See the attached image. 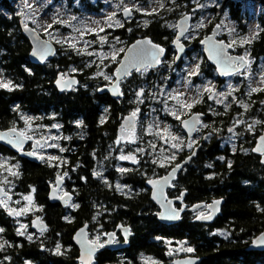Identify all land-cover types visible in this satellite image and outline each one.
I'll list each match as a JSON object with an SVG mask.
<instances>
[{"label": "trees", "instance_id": "trees-1", "mask_svg": "<svg viewBox=\"0 0 264 264\" xmlns=\"http://www.w3.org/2000/svg\"><path fill=\"white\" fill-rule=\"evenodd\" d=\"M81 2L84 4V0ZM191 2L166 0L165 7L142 16L138 22L127 21L123 27L111 29L113 33L110 36L126 38V46L141 36H149L153 41L168 46L173 36L171 23L181 12L191 11ZM0 8L3 10L0 13V68L12 83L10 88H0V127L17 125V114L22 111L40 117L44 122L58 121L62 131L69 134L66 143L63 142L66 145L63 155L69 166L76 165L75 171H70L77 206L69 211L68 219H61L67 209L49 203L45 196L46 182L53 176V168L46 163L19 158L0 145V154L15 157L19 162L18 174L14 178L16 189L22 192L34 189L38 203L45 206L49 226L41 239H71L74 229L85 222L89 224L91 235H101L121 222L128 224L132 232L128 255L118 257L122 264H141L136 256L139 250L150 253L159 260L158 263H165L168 256L160 245L162 241H149L156 236L185 239L201 257L197 264H256L258 260L264 263V255L260 258L259 253L246 250L250 240L264 229V166L256 155L247 153L238 145L241 137L237 138L238 146L231 150L228 145H220L215 133L210 134L219 124V130L225 131L230 116L235 113L233 105L228 110H217L214 116L206 113L203 122L208 121V128L202 130L209 136L202 141L196 157L178 174L176 186L168 190L170 197L186 190L185 201L189 205L223 197L220 213L213 222L204 223L194 220L197 210H187L179 222L162 224L156 219L157 207L149 199L146 188V191H132L125 195L118 193L114 186L93 179L90 173L96 164H102L110 169L109 180L117 178L135 190L144 188L146 178L161 175L186 154L184 148L169 165L157 168L152 167L148 158L141 156L136 164H130L127 171H112L113 166L107 155L109 147L121 129L123 115L135 107L128 99L131 95L126 86L132 84V88L144 79L134 71L125 79L123 96L119 99L111 98L106 93L99 94L97 87L107 81H99L100 77L93 67H82L83 56L72 48H63L56 43L58 48L50 62L33 65L27 58L30 45L21 34L20 21L11 0H0ZM84 8L89 11L94 9L90 3L85 4ZM227 9L240 29L242 21L251 15L250 9L241 1H229ZM255 19L259 32L245 48L250 56L259 57L264 55L263 8L258 9ZM242 29L243 32L244 27ZM209 30L210 27L202 28L200 33ZM199 40L200 37H195L191 45L198 47ZM68 66L82 69L79 73H71L78 76L80 84L69 92L59 93L53 86V80L59 71ZM112 69L113 66L108 68L110 71ZM203 69L207 76H211L212 67L204 59ZM216 79L220 81L217 76ZM247 101V118L259 115L258 110L264 115V89L251 93ZM205 106L197 104L193 109L204 111ZM247 141L246 144L252 145ZM0 228L3 229L0 238L6 243L0 257H6L5 264H22L25 258L35 257L37 251L33 244L17 234L1 207ZM114 258L113 253L105 251V254L99 255L97 263Z\"/></svg>", "mask_w": 264, "mask_h": 264}, {"label": "rangeland", "instance_id": "rangeland-1", "mask_svg": "<svg viewBox=\"0 0 264 264\" xmlns=\"http://www.w3.org/2000/svg\"><path fill=\"white\" fill-rule=\"evenodd\" d=\"M229 1L231 0H192L191 11L189 12L191 14V24L182 38L186 51L180 61L177 64L174 63L175 51L170 47V44L165 45L167 50L161 65L156 68H143L137 73L144 80L132 88H130L132 84L126 86L128 94L131 95V98L128 99L135 106L131 111L138 112V120L134 130L129 131L121 128L111 142L107 155L113 166L112 171L117 172L121 168L131 167L130 164H134L132 158H135L136 164L141 156L148 158L154 168L169 165L175 160L178 153L186 147L185 135L180 128V120L194 111L193 107L197 104L206 105L204 112L212 116L217 114V110L224 111L232 105L234 106L235 113L230 116L225 131L221 132L219 130L221 128V124H219L215 132H209L210 134H216L221 146L228 145L231 150H234L237 147L236 140L240 135L244 139L241 145L242 149L246 151L247 147L245 146L248 144L245 142L247 139V143L252 142V139L248 137L255 132L257 134V129L261 130V126L264 124V115L262 116L261 111H257L258 114L260 113L259 115L249 118L245 113L249 109L247 100L251 93L264 89V55L259 57L250 56L249 50L245 47L259 32V24L255 18L258 9L261 7L264 10V6L255 0H234L243 2L251 11V15L242 21V27H244L242 32V27L241 29L238 28L237 23L228 13L227 3ZM87 3H90L91 7L94 8L92 11L84 8ZM165 3L166 0H84V4L81 0H11L19 21L31 25L44 38L54 44H59L63 48L66 46L72 48L77 54L79 52L78 55L83 56L82 67L91 66L97 71L96 74L103 73L99 75L100 79L99 77L98 79L99 81H107V83L112 80V70H114L126 47V38L117 40V37L111 38L110 36L113 33L111 29L116 28L114 21L119 20L121 24L127 21L138 22L142 16L155 13L165 7ZM124 8L133 9L130 17H122L121 12ZM136 9H140V11H136ZM1 12L3 13V10L0 8ZM113 13H115L114 17ZM183 13H187V11L181 12L179 16ZM109 17H113V20L109 21ZM210 21L212 22L210 23ZM109 23H113V27L109 28ZM215 24L220 26L218 38L223 39L232 46L231 52L243 55L249 60V64L243 70L235 75L220 79V81L216 79L217 74L213 66H211V76H207L205 70H202L203 59L205 61L206 59L201 45L198 47L191 45L195 37L201 38L206 35V32L200 33L202 28L210 27L211 29ZM50 25L51 27H49ZM171 25L174 36L175 20ZM198 25L200 26L198 27ZM100 28H104L105 31L100 32ZM102 36L105 37L103 42L100 39ZM72 44L75 45L74 48L71 47ZM89 52L92 53L91 56L87 54ZM113 54H115V59L112 58ZM110 66H113L111 71L108 70ZM81 71L82 69L77 70L73 66H68L67 69L61 72L66 76ZM105 75L109 77L107 80L104 78ZM9 81L8 76L0 68V83L6 84ZM124 82L125 79L121 81L122 87ZM206 89H211V91H206ZM253 89H256V91H253ZM229 92H231V95H227ZM137 93H139V96ZM221 93L225 95H221ZM209 96L212 98L209 99ZM189 104L192 105L191 108L187 106ZM17 115V125L12 127L18 129L24 135L36 136L38 139L46 136L45 143L36 151L40 156V161L53 168V176L47 180L46 186L49 182L55 185L53 182L55 174L58 177L64 175L69 181L66 192L69 191L74 194L75 186L72 184V171L70 170H73L76 165L69 166L66 162V156L63 155L66 149L63 142L66 143L69 134L62 131L61 124L58 121L44 122L42 118L25 111L19 112ZM53 125H56V127H53ZM231 126H235L236 130L230 132ZM203 128H208V121L202 123L190 143L194 145L205 134V139L208 138L209 135L202 130ZM172 137L177 139H172ZM173 144H178L179 147L173 148ZM52 145H55V147ZM61 149H64V151H61ZM121 156H127L129 159L121 160ZM49 157H56L57 159L50 160ZM18 168L19 162L15 157L0 154V184L13 193V199L11 201L3 199L0 207L5 213L13 210V208L16 209V212L24 209L23 214L16 215L12 219L9 218L10 223L14 225L17 234L23 233L19 236L27 241H29V236L32 239H39L35 231L30 228L29 221H26V218L40 212L42 205L36 200L34 189L28 192L16 189L14 178L18 174ZM109 170L102 164H96L90 170V173L92 177L95 175L93 179L114 186L118 193L127 195L132 191H146L142 187L134 190V188L124 184L117 178L109 180ZM97 173L98 175H96ZM63 191L65 192V187L60 190L61 193ZM25 197H31V199L26 200ZM76 206L77 203L73 198L66 207L67 212L63 219H68L69 211ZM152 239L154 242L162 239V242L167 245L168 255L171 256L189 253L184 249L192 248L183 241H174L158 236ZM5 244L4 239H1L0 253H4ZM5 259L4 256L0 257V264H5ZM142 260L148 264L154 262V259L148 256L143 257ZM115 264H122V262L118 261Z\"/></svg>", "mask_w": 264, "mask_h": 264}, {"label": "water", "instance_id": "water-1", "mask_svg": "<svg viewBox=\"0 0 264 264\" xmlns=\"http://www.w3.org/2000/svg\"><path fill=\"white\" fill-rule=\"evenodd\" d=\"M260 5L264 6V0H255ZM121 15L123 18H127L122 10ZM191 24V14L189 12L183 13L175 20V33L170 42V47L175 51L174 63L177 64L182 55L186 51V46L182 42V38L189 30ZM220 26L215 24L211 27L210 31L206 35L202 36L199 40V45L202 47L203 55L206 61L214 67L217 77L224 79L227 76L234 75L243 70L248 64L249 60L243 55L232 53V46L221 38H218ZM21 34L27 39L30 48L27 54L29 63L33 65H43L48 60L54 58L56 54L55 44L44 38L34 27L29 24H25L20 21ZM150 41L151 43H145ZM139 42V43H138ZM152 45L157 46L153 48ZM158 48L165 49L162 55L153 57L150 52H156ZM166 47L158 42L153 41L149 36H141L135 38L133 41L127 44L124 48L118 63L115 65L112 72V80L106 84H101L97 87L96 92L99 94L106 93L111 98L119 99L123 96L121 81L125 78H129L134 71L138 72L143 68H156L161 65L163 57L166 55ZM43 54V58H41ZM228 57L232 60L229 61ZM244 57L241 61L239 58ZM159 61V63H157ZM60 81L61 83H58ZM74 81V83H73ZM66 82V83H65ZM79 85V78L75 74H69L64 76L59 71L54 80L53 86L59 92H69L72 88ZM136 113L133 116V113ZM204 113L201 111H192L190 114L180 120V128L185 135L186 148L189 149L188 144L192 137L198 131L202 125ZM138 120V112L130 111L123 115L120 126L124 130H134L136 128V122ZM264 125L260 134L256 137L255 143L252 147V152L260 155V163L264 166ZM46 141V136L37 139L30 135H24L18 129L14 127L1 128L0 127V145L14 152L18 157L24 158L28 161L35 163L40 162V156L36 153L40 146ZM31 143L29 149H25L26 145ZM200 143L196 144L191 152L184 156L180 161L171 165L162 175L156 177H148L144 180V187L149 191V199L157 207L156 219L166 225H172L180 221L181 215L185 210L192 211L202 206H206L208 213L203 214L205 216L211 214V220L197 219V215L194 217L195 221L204 223H211L220 213L221 207L224 203L223 197L212 198L209 202L199 201L187 206L184 202V196L186 190H182L176 197H170L167 194V190L172 187V183L177 179L178 174L187 166L193 158H195ZM34 153V155H29ZM179 166V167H178ZM174 169L176 170L174 172ZM95 176V175H94ZM93 176V177H94ZM63 183L62 177L55 178V185L50 184L47 191V200L50 203L59 202L61 206L65 207L69 204L73 195L66 193L62 196L58 195V191ZM10 197V194L5 190L4 186L0 184V202L3 197ZM215 201H220L219 205H215ZM169 202H171L169 204ZM172 209L176 210L178 218H167ZM10 212H15L11 210ZM10 212L8 214L11 215ZM164 214L162 217L161 214ZM31 229L35 232L45 230L47 225L44 221L40 220L39 216L34 217L31 220ZM127 230V231H125ZM119 232L124 239L123 242L113 243L112 239L115 238L116 233ZM132 232L130 226L124 223H117L113 230L106 233V242L104 246L106 248L121 249L128 245V239L131 237ZM72 242L78 248L80 264H91L94 261V254L99 250L101 245L97 241H91L88 235V223L85 222L82 225L77 226L71 235ZM246 250L264 252V229L257 233L247 244ZM201 260V257L194 255H183L172 259L169 264H197Z\"/></svg>", "mask_w": 264, "mask_h": 264}, {"label": "flooded vegetation", "instance_id": "flooded-vegetation-1", "mask_svg": "<svg viewBox=\"0 0 264 264\" xmlns=\"http://www.w3.org/2000/svg\"><path fill=\"white\" fill-rule=\"evenodd\" d=\"M235 75V74H234ZM232 76V75H231ZM194 111H201V112H203L204 113V117L206 116V113L203 111V110H194ZM204 117H203V119H204ZM203 121V120H202ZM264 125V124H263ZM263 125L261 126V130H262V127H263ZM12 127V126H11ZM230 129L231 130H236L235 129V126H231L230 127ZM261 130H258L257 129V131H258V133L256 134V132L255 133H253V135H251L250 136V138L253 140V142H252V145H248V146H245V147H247V149H246V151H247V153H252V154H254V155H256L257 156V159H258V161L260 162V155H258V154H256V153H253L252 152V147H253V145H254V143H255V139H256V137L260 134V132H261ZM30 136H32V135H30ZM33 137H35V138H37L38 139V137H36V136H33ZM205 137H206V134L205 135H203L201 138H200V140H198L197 141V143H195L191 148H186V154L184 155V156H186V155H188L190 152H191V150H192V148L196 145V144H198V143H200V146L202 145V141L205 139ZM239 137H241V141H239V146H241L242 145V142L244 141V139H243V137L242 136H239ZM238 137V138H239ZM236 142L238 143V139L236 140ZM237 145V146H238ZM30 146H31V143H28L27 145H26V147H25V149H29L30 148ZM200 146H199V148H200ZM198 148V149H199ZM40 149V148H39ZM198 151V150H197ZM197 154V153H196ZM183 156V157H184ZM196 157V156H195ZM22 159H24V158H22ZM182 159V158H181ZM180 159V160H181ZM179 160V161H180ZM178 162V161H177ZM176 163V162H175ZM174 163V164H175ZM167 170V169H166ZM163 174V173H162ZM56 177H58L57 176V174H55V177H54V179H53V182H54V184H55V178ZM59 177H62L63 178V183H62V185H61V187H60V189H59V191H58V195L59 196H62V195H64V194H66V193H71L72 195H73V197H72V199L70 200V201H72L73 200V198H75V196H74V194L72 193V192H69V191H67L66 192V190H67V188H68V185H69V181H68V179H66V177H64V175H60ZM176 181H177V179L172 183V187H170L168 190H171V189H173L175 186H176ZM50 184H53L52 182H49L48 184H47V189H46V194H45V196H46V199H47V191H48V187L50 186ZM62 187H65V192L63 191V193H61L60 192V190H61V188ZM5 188V187H4ZM5 190L10 194V197H7V196H5V197H3V198H1V202H2V200L3 199H7L8 201H11L12 199H13V193L11 192V191H9V190H7L6 188H5ZM168 190H167V194H168ZM182 191V190H181ZM181 192H179V194H180ZM178 194V195H179ZM178 195H176V196H178ZM169 196V195H168ZM176 196H174V197H176ZM36 198V197H35ZM37 200V199H36ZM211 200V199H210ZM210 200H208V201H205L206 202V204H207V202H209ZM1 202H0V204H1ZM49 202V201H48ZM184 202H186L185 201V196H184ZM50 203V202H49ZM51 204H55V205H58V206H60L61 208H66L67 206H65V207H63V206H61V204L59 203V202H55V203H51ZM186 204H187V206H189V204L186 202ZM42 205V204H41ZM14 210H15V212H16V209L15 208H13ZM195 210H197V212H196V215L195 216H197V215H203V214H206V213H208V210H207V208H206V206H202L201 208H198V209H195ZM185 211H187V210H185ZM184 211V212H185ZM193 211V210H192ZM8 212H10V211H7L6 213H7V215L9 216H7L8 218H13V217H15L16 215H14V216H10L9 214H8ZM183 212V213H184ZM36 216H39L40 217V220H42V221H44L45 223H46V225H47V228H48V221H47V219H46V211H45V206H44V204L42 205V207H41V210H40V212H38L37 214H35L34 216H32V217H27L26 218V221H29V225H31V220L34 218V217H36ZM63 217H64V215H62V218L61 219H63ZM10 221V220H9ZM88 223V222H87ZM47 228L45 229V230H42V231H39V232H35L37 235L36 236H38L39 237V239H31V240H29L28 242H31L33 245V248H34V250H36L37 251V253H36V255H35V257H33V258H25L24 260H23V262H22V264H80L81 262L78 260V257H79V251H78V248L74 245V243L72 242V239H40L43 235H44V232L47 230ZM114 229V228H113ZM113 229H110V230H113ZM109 230V231H110ZM108 231H106V232H104V233H102L101 235H97V234H95V235H91L90 233H89V224H88V235H89V238H90V240L91 241H97L100 245H101V247L99 246L98 247V251L94 254V261L91 263V264H98L97 262H98V257H99V255H102V254H105V251H107V252H109V253H113V256H115V258L113 259V260H105L102 264H115V263H117L118 261H120V259H118V257H121V256H123V255H125V254H127L128 255V252H127V250H129V247L131 246V243H132V241H131V239L129 238L128 239V245L125 247V248H121V249H114V248H106L105 246H104V244H105V242H106V233H107ZM39 234H40V236H39ZM1 240V239H0ZM23 240H25V241H27L26 239H23ZM171 240H174V241H183L184 243H186L187 245H189V246H191L192 247V249H193V251L191 252V253H185V254H178V255H168V252H167V245L164 243V242H162V243H160V245H162L163 247H164V251H165V253H166V256H168L167 258V260H166V262L164 263V262H160V263H158V259L157 258H155V257H153L150 253H147V252H145V251H143V250H139L138 252H137V257L139 258V260L141 261L140 263L142 264H148V263H145L144 262V260H142V258L143 257H146V256H148V257H151L152 259H154V262H156V263H158V264H169V262L172 260V259H174V258H176V257H179V256H183V255H194V256H200V255H198V254H196L195 253V251H194V246L193 245H191V244H188L187 242H186V240L185 239H171ZM112 241H113V243H120V242H123L124 241V239L121 237V235H120V233L119 232H117L116 233V236H115V238L114 239H112ZM149 241H153V239H149ZM159 241H162V239H159ZM154 242V241H153ZM57 245H59V251H57ZM248 251V250H247ZM254 252H257V253H259V255L261 256L260 258H262L263 256L262 255H264V252H259V251H254ZM26 261V262H25ZM256 264H264L263 262H261V261H257L256 262Z\"/></svg>", "mask_w": 264, "mask_h": 264}, {"label": "snow or ice", "instance_id": "snow-or-ice-1", "mask_svg": "<svg viewBox=\"0 0 264 264\" xmlns=\"http://www.w3.org/2000/svg\"><path fill=\"white\" fill-rule=\"evenodd\" d=\"M161 7H163V5H161ZM123 11H124V15H125L126 17H130V16H131V13H132V11H133V9H131V8H124ZM136 11H140V9H136ZM114 16H115V13H113V17H114ZM113 17H109L108 20H109V21H112V20H113ZM73 19H75V17H73ZM145 23H147V22H145ZM114 24H115L116 27H123V24H121L119 20H115V21H114ZM199 26H200V25H198V27H199ZM49 27H51V25H50ZM108 27H109V28L113 27V23H109V24H108ZM99 31H100V32H103V31H105V29H104V28H100ZM81 35H83V34H81ZM100 39H101V41L103 42L104 39H105V37L102 36V37H100ZM117 40H119L118 37H117ZM58 43H59V41H58ZM86 43H90V42H86ZM138 43H139V42H138ZM145 43H149V44H150L151 42L148 41V42H145ZM71 47L74 48L75 45L72 44ZM152 47H153V48H156L157 46L152 45ZM164 51H165V49H163V48H158L156 52H150L149 54L152 55L153 57H155V56H157V55H162V54L164 53ZM78 54H80V53L78 52ZM87 54H88L89 56L92 55L91 52H89V53H87ZM41 58H43V54H42ZM112 58L115 59V54H113ZM239 59H240L241 61H243V60H244V57H240ZM228 60L231 61L232 58H231V57H228ZM157 63H159V61H157ZM102 74H103V73H97V75H102ZM194 74H195V73H194ZM104 78L107 80L109 77H108L107 75H105ZM58 83H61V82L58 81ZM65 83H66V82H65ZM73 83H74V81H73ZM10 85H11V82H10V81H9L8 83H6V84H5V83H0V87H9V88H10ZM229 87L231 88V85H230ZM206 91H211V89H206ZM253 91H256V89H253ZM137 95L139 96V93H137ZM221 95H225V94H224V93H221ZM227 95H231V92H229ZM208 98L211 99L212 97L209 96ZM218 102H219V101H218ZM187 106H188L189 108L192 107L191 104H189V105H187ZM245 107H247V105H245ZM132 115L135 116L136 113L134 112ZM53 127H56V125H53ZM165 131H167V129H165ZM229 131L231 132L232 130L229 129ZM172 139H177V138H176V137H172ZM262 139H264V137H262ZM193 143H194V142H193ZM52 146L55 147V145H52ZM192 146H193L192 143H189V144H188V147H189V148H191ZM153 147H155V145H153ZM172 147H173V148H178L179 145H178V144H173ZM138 150H139V151H143L142 149H138ZM61 151H64V149H61ZM29 155H34V153H29ZM49 159L51 160V159H57V158H56V157H49ZM120 159H121V160H126V159H129V157H127V156H121ZM173 159H174V157H173ZM132 160H133V163H135V158H132ZM154 163H155V161H154ZM178 167H179V166H178ZM120 171H121V172H124V171H127V169H123V168H121ZM175 171H176V170L174 169V172H175ZM13 174H15V173H13ZM96 175H98V173H97ZM118 187H119V186H118ZM25 199H26V200H30L31 197H25ZM170 203H171V202H169V204H170ZM214 204H215V205H219V204H220V201H215ZM24 211H25V210L22 209V210L19 211V212H10V214H11V215H17V216H19V215L23 214ZM161 216L163 217L164 214L162 213ZM167 218H169V219H176V218H178V214L176 213V210H175V209H172V210L170 211L169 216H168ZM197 219H201V220H211V219H212V215H211V214H209V215H207V216H205V215H200V216L197 217ZM0 231H3V229L0 228ZM125 231H127V230H125ZM19 234H23V233L21 232V233H19ZM28 239L31 240L32 237L29 236ZM184 250L187 251V252H189V253H191V252L193 251L192 248H187V249H184ZM57 251H59V245H57Z\"/></svg>", "mask_w": 264, "mask_h": 264}, {"label": "bare ground", "instance_id": "bare-ground-1", "mask_svg": "<svg viewBox=\"0 0 264 264\" xmlns=\"http://www.w3.org/2000/svg\"><path fill=\"white\" fill-rule=\"evenodd\" d=\"M55 56V55H54Z\"/></svg>", "mask_w": 264, "mask_h": 264}]
</instances>
